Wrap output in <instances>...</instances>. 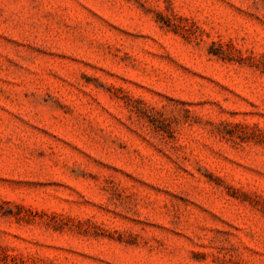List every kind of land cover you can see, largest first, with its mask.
<instances>
[{
	"label": "rangeland",
	"instance_id": "obj_1",
	"mask_svg": "<svg viewBox=\"0 0 264 264\" xmlns=\"http://www.w3.org/2000/svg\"><path fill=\"white\" fill-rule=\"evenodd\" d=\"M0 264H264V0H0Z\"/></svg>",
	"mask_w": 264,
	"mask_h": 264
}]
</instances>
